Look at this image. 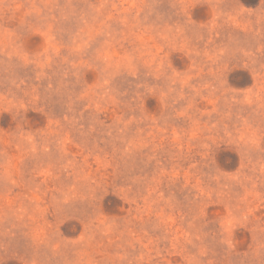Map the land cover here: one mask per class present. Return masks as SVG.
<instances>
[{"label":"rangeland","instance_id":"rangeland-1","mask_svg":"<svg viewBox=\"0 0 264 264\" xmlns=\"http://www.w3.org/2000/svg\"><path fill=\"white\" fill-rule=\"evenodd\" d=\"M0 264H264V0H0Z\"/></svg>","mask_w":264,"mask_h":264},{"label":"trees","instance_id":"trees-1","mask_svg":"<svg viewBox=\"0 0 264 264\" xmlns=\"http://www.w3.org/2000/svg\"><path fill=\"white\" fill-rule=\"evenodd\" d=\"M246 5L256 4L258 0H241Z\"/></svg>","mask_w":264,"mask_h":264}]
</instances>
